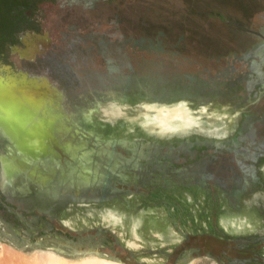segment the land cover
<instances>
[{
  "label": "rangeland",
  "instance_id": "374dc122",
  "mask_svg": "<svg viewBox=\"0 0 264 264\" xmlns=\"http://www.w3.org/2000/svg\"><path fill=\"white\" fill-rule=\"evenodd\" d=\"M38 13L47 19L41 26L52 35L53 48L35 61L10 54L19 69L48 77L69 97L113 91L128 101L117 120L126 133H156L144 124L140 108L146 103L205 108L204 124L209 114L220 118L217 124L232 123L227 137L197 129L167 136L195 135L222 145L230 152L220 158L219 175L241 179L206 183L198 197L179 201L188 209L184 214L151 212L135 194L74 201L62 210L61 226L91 234L106 230L116 245L79 251L50 241L17 247L0 240V264H16L18 255H40L42 264L98 258L177 264L188 254L194 258L184 264H264V41L242 28L264 33V0H58L42 3ZM23 87L21 80L0 81V122L7 124V113H13L12 123L22 126L16 118L28 103ZM13 94L20 98L10 99ZM27 107L36 110L38 104L29 101ZM246 242L252 257L241 253Z\"/></svg>",
  "mask_w": 264,
  "mask_h": 264
},
{
  "label": "flooded vegetation",
  "instance_id": "af4514ba",
  "mask_svg": "<svg viewBox=\"0 0 264 264\" xmlns=\"http://www.w3.org/2000/svg\"><path fill=\"white\" fill-rule=\"evenodd\" d=\"M57 1L10 0L18 22L39 28L23 30L21 43L12 45L24 48L25 40L38 45L40 52L34 58L16 53L25 61H35L52 50L54 40L41 26L47 19L38 8ZM242 28L248 31L249 27ZM253 30L248 32L264 41V33ZM10 54L0 53V76L27 75L23 88L33 87L31 99L38 108L24 104L16 118L21 127L12 123L13 113H7V124L0 122V240L17 247L50 241L79 251L108 249L117 241L106 230L91 234L64 229L59 222L62 210L77 200L108 201L135 194L151 212L184 214L188 209L179 201L198 197L206 183H240L241 178L219 175L220 158L230 152L222 145L195 135L170 138L154 133L151 137L141 128L126 133L118 119L100 117L105 123L98 122L96 111L101 105L128 101L114 97L109 89L76 98L63 95L48 77L19 69ZM242 245L241 253L252 257L249 242Z\"/></svg>",
  "mask_w": 264,
  "mask_h": 264
},
{
  "label": "bare ground",
  "instance_id": "6f19581e",
  "mask_svg": "<svg viewBox=\"0 0 264 264\" xmlns=\"http://www.w3.org/2000/svg\"><path fill=\"white\" fill-rule=\"evenodd\" d=\"M28 88L32 89L33 87L29 85ZM29 89L27 90L29 91ZM28 91L27 93H23V103L25 101H28L27 104H29V101H34L31 100V96L33 94L29 96ZM18 97L20 98V96ZM140 112L145 118L144 124L156 133L171 134L179 131L190 132L197 129L205 135L223 139L227 137L232 131L231 122L224 121L221 125L217 124L220 118L213 114L208 115V125L204 124L202 118L205 116V108L195 111L189 108L186 102H179L175 105H159L156 103H146L141 106ZM96 113L106 120L115 121L126 114V108L122 103L110 102L101 105ZM16 258L17 259H14L16 264L43 263V258L40 255H35L33 258H27L22 255H18ZM7 259H9V257ZM87 264L127 263L108 258H98L97 260L89 262Z\"/></svg>",
  "mask_w": 264,
  "mask_h": 264
},
{
  "label": "trees",
  "instance_id": "16d2710c",
  "mask_svg": "<svg viewBox=\"0 0 264 264\" xmlns=\"http://www.w3.org/2000/svg\"><path fill=\"white\" fill-rule=\"evenodd\" d=\"M25 29L39 28L18 22L12 12L10 0H0V53L10 54L12 45L21 43V32ZM222 240L227 243L225 239Z\"/></svg>",
  "mask_w": 264,
  "mask_h": 264
},
{
  "label": "water",
  "instance_id": "95a60500",
  "mask_svg": "<svg viewBox=\"0 0 264 264\" xmlns=\"http://www.w3.org/2000/svg\"><path fill=\"white\" fill-rule=\"evenodd\" d=\"M246 29L248 31H251V32H256L255 30H253L251 28H246ZM24 42L27 44L26 47L23 48L19 45H15L12 47L13 53H18L20 55V57H22V58H34L35 55L38 52H40L38 45L35 43H28L26 40ZM6 67L10 68L9 66H6ZM10 80H15V81L21 80V81H23V86H26L27 84L25 83V81H27L29 79H28L27 75L19 76L18 74L15 76H12V75L0 76V81L3 83L8 82ZM30 81H33V79H30ZM13 95L16 99H14V98H10V99H14L15 101H17L19 99L18 96H20V95H16V94H13ZM22 96L24 98V95H22ZM11 101H13V100H11ZM95 251L99 252V250H95ZM193 258H194V256L192 254H188L186 257H182V258L178 259L177 264H184ZM112 259H114V258H112ZM116 260L121 261L119 259H116Z\"/></svg>",
  "mask_w": 264,
  "mask_h": 264
}]
</instances>
